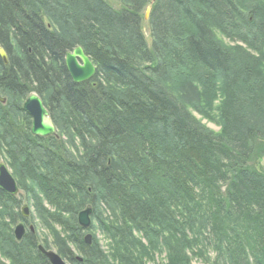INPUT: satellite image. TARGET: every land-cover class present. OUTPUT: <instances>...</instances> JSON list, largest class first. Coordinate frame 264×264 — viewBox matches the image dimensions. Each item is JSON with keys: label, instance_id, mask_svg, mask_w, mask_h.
Here are the masks:
<instances>
[{"label": "trees", "instance_id": "obj_1", "mask_svg": "<svg viewBox=\"0 0 264 264\" xmlns=\"http://www.w3.org/2000/svg\"><path fill=\"white\" fill-rule=\"evenodd\" d=\"M77 46L97 68L80 84ZM0 47V159L20 190L0 189V264H50L40 243L70 264H264V0H0ZM31 92L57 136L31 133ZM20 221L35 230L17 240Z\"/></svg>", "mask_w": 264, "mask_h": 264}, {"label": "water", "instance_id": "obj_2", "mask_svg": "<svg viewBox=\"0 0 264 264\" xmlns=\"http://www.w3.org/2000/svg\"><path fill=\"white\" fill-rule=\"evenodd\" d=\"M151 8L146 10V18L149 19ZM0 57L4 64H8V55L4 48L0 47ZM66 67L72 80L77 83L91 81L96 74V65L81 46H77L66 54ZM0 102L5 103L6 99L0 94ZM24 111L32 118L31 133L36 136L48 137L57 135V127L50 116L48 108L44 105L43 99L37 92L28 94L23 102ZM0 189L11 195L19 193L17 181L4 162H0ZM93 208L88 205L78 214V222L84 229H90L92 226ZM24 218L30 217V206L24 204L22 208ZM29 228L34 231L31 224ZM26 225L19 222L14 229V235L17 240H21L26 233ZM92 233L85 235V240L91 244ZM39 250L47 257L50 264H67L66 260L55 250L46 248L43 244L38 245Z\"/></svg>", "mask_w": 264, "mask_h": 264}, {"label": "rangeland", "instance_id": "obj_3", "mask_svg": "<svg viewBox=\"0 0 264 264\" xmlns=\"http://www.w3.org/2000/svg\"><path fill=\"white\" fill-rule=\"evenodd\" d=\"M152 1V0H151ZM144 19L142 21L143 23V31H144V34L146 36V40L148 41V44H151V36H150V29H149V24H148V19L146 18V10L144 12ZM226 41L228 42V39H226ZM195 115L198 117V118H201L202 119V122L205 123L209 128L215 130V131H219L220 127L218 125H216L215 123H213L212 121H209L208 119L206 118H203L200 114L198 113H195ZM0 162H5V160L3 159H0ZM257 167L262 169L264 167V159L262 160H259V161H256L255 162ZM7 165V163H6ZM11 170V169H10ZM12 171V170H11ZM23 194V200H22V205L23 206L24 204L28 203L29 202L24 198V193L22 192ZM30 206V212L32 213L33 212V207L29 204ZM28 224H32L34 226V229H35V222L33 221H30ZM87 233H93L92 231L90 232H87ZM97 236H98V239L101 240V245H103L104 248H107L108 249V240H104V236H102V234L100 232L97 233ZM51 249L55 250L56 251V247L54 245H51L50 246ZM165 261V259H162L161 256H156V261L155 262H150L149 264H163V262ZM67 264H70V262L68 260H66ZM193 264H208V263H205L199 259H194L193 261Z\"/></svg>", "mask_w": 264, "mask_h": 264}]
</instances>
